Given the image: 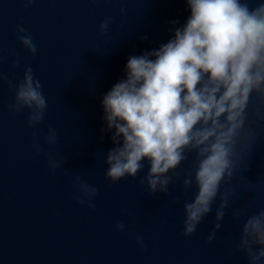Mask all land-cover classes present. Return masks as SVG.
Wrapping results in <instances>:
<instances>
[{"label":"water","instance_id":"1","mask_svg":"<svg viewBox=\"0 0 264 264\" xmlns=\"http://www.w3.org/2000/svg\"><path fill=\"white\" fill-rule=\"evenodd\" d=\"M187 15L184 0H0V73L15 82L31 65L47 101L43 119L30 126L28 109L9 107L15 89L0 80V264H249L236 244L244 219L264 208V97L256 92L236 137L232 180L221 183L220 191L230 188L231 194L211 240L219 195L195 231L183 234V204L195 192L183 179L195 167L194 150L167 192L149 193L138 183L147 165L137 177L113 182L104 175L112 142L104 130L103 94L124 75L130 54L166 41L175 27L169 21L183 23ZM105 17L110 21L101 33ZM18 23L32 34L35 54L18 40ZM49 127L57 134L54 144L45 139ZM249 128L251 147H245ZM49 153L60 161L54 169ZM76 174L96 186L95 207L75 199Z\"/></svg>","mask_w":264,"mask_h":264},{"label":"clouds","instance_id":"2","mask_svg":"<svg viewBox=\"0 0 264 264\" xmlns=\"http://www.w3.org/2000/svg\"><path fill=\"white\" fill-rule=\"evenodd\" d=\"M188 10L183 23L169 21V38L157 47L130 54L124 75L103 94L104 130L111 132L112 147L104 156V175L110 181L125 176L138 177L149 193L167 192L176 168L186 153L195 151V167L184 176L185 188L195 185L190 201L183 204V234L193 233L201 220L214 210L211 240L221 227L231 189L220 191L221 183L229 184L237 164L236 137L245 125V109L253 92L264 97V0H184ZM31 4L32 0H26ZM123 11V9L121 10ZM110 18L99 23V31L107 32ZM18 40L30 53L37 46L23 24L16 25ZM145 39L146 36H141ZM14 55V49H9ZM19 63L15 56L13 65ZM6 80L15 89L13 112L28 109L27 124L43 119L47 106L40 80L31 65H26L21 79ZM251 128L247 130L251 147ZM45 139L54 144L57 134L49 127ZM36 150L38 140L33 138ZM54 169L60 161L48 154ZM78 187L74 194L81 204L95 207V185L79 174L73 176ZM234 216L242 209H233ZM116 227L125 224L117 219ZM137 241L144 245L143 236ZM236 247L248 256L249 264H264V208L248 215L242 224Z\"/></svg>","mask_w":264,"mask_h":264}]
</instances>
